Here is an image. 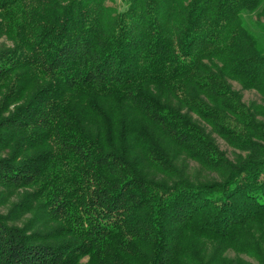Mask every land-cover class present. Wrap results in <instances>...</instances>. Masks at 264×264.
<instances>
[{
  "label": "trees",
  "instance_id": "trees-1",
  "mask_svg": "<svg viewBox=\"0 0 264 264\" xmlns=\"http://www.w3.org/2000/svg\"><path fill=\"white\" fill-rule=\"evenodd\" d=\"M0 264H264V0H0Z\"/></svg>",
  "mask_w": 264,
  "mask_h": 264
},
{
  "label": "rangeland",
  "instance_id": "rangeland-1",
  "mask_svg": "<svg viewBox=\"0 0 264 264\" xmlns=\"http://www.w3.org/2000/svg\"><path fill=\"white\" fill-rule=\"evenodd\" d=\"M115 3L117 5H120L121 6V0H115ZM234 84H235V87L236 88L241 89V86L237 82H234ZM242 93H243L244 99L246 101H251V100H254V99L255 100H260V95L255 90L244 89V90H242ZM217 141H218L221 149L225 150L230 157H233L234 156V152L236 151L235 148H233L231 145H229L224 139H222L219 136H217ZM230 255L233 256L234 253L233 252H230ZM245 258L249 259L247 256H245ZM249 260L254 261L253 259H249Z\"/></svg>",
  "mask_w": 264,
  "mask_h": 264
}]
</instances>
